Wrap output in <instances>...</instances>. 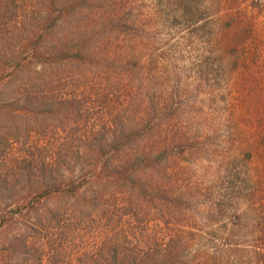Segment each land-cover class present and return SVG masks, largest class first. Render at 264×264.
<instances>
[{
  "label": "trees",
  "instance_id": "1",
  "mask_svg": "<svg viewBox=\"0 0 264 264\" xmlns=\"http://www.w3.org/2000/svg\"><path fill=\"white\" fill-rule=\"evenodd\" d=\"M93 10L92 0H0V264L262 258L264 248L255 245L222 255L194 243L201 202L185 162L218 145L199 129L207 114L200 105L187 109L178 73L156 58L144 65L133 43L114 51L95 24L83 25L79 17ZM110 27L126 33L125 42L136 40L131 23L112 19ZM248 38L243 26L229 37L234 68ZM244 86L241 114L231 111L225 126L236 135L243 120L256 131L241 148L243 167L236 156L218 164L235 177L242 169L243 180L252 153L264 160V86ZM209 207L211 224L224 219L223 201Z\"/></svg>",
  "mask_w": 264,
  "mask_h": 264
},
{
  "label": "rangeland",
  "instance_id": "2",
  "mask_svg": "<svg viewBox=\"0 0 264 264\" xmlns=\"http://www.w3.org/2000/svg\"><path fill=\"white\" fill-rule=\"evenodd\" d=\"M92 4L91 14L79 17L83 25L95 24L100 37L106 42L109 39V47L114 51L127 49L126 44L133 43L134 52L141 55V63L147 65L156 58L158 67L166 68L170 75L178 73L175 78L180 80L181 97L187 109L195 112L200 105L207 114L199 129L202 135L210 137L208 142L215 141L218 145L215 148L209 143L206 151L189 153L191 160L185 162L192 187L197 188L194 198L201 202L194 220L198 225L194 228L198 233L194 243L222 255L236 245L264 248V241H258L264 237V160L252 153L245 180L242 169L237 170L239 175L235 177L218 167L220 161L242 157L241 148L249 145L250 133L256 131L251 127L253 124L244 128L241 120L237 127L240 131L229 135L225 123L231 111L240 113L241 96L246 93L244 85L264 86V0H92ZM112 19L136 26L137 30L128 34L135 35L136 40L125 42L122 38H127L126 33L111 29ZM202 23V28H193ZM241 26L249 29L250 38L243 44L245 57L234 68L228 64L227 43L234 28ZM208 55L219 58L209 62L205 60ZM261 102L264 105V92ZM230 144L236 145L232 148ZM250 147L253 150L255 143ZM241 159L236 163L240 168ZM182 176L185 178V174ZM212 200L224 202V219L217 224H211L207 217ZM252 260V264H264V256Z\"/></svg>",
  "mask_w": 264,
  "mask_h": 264
}]
</instances>
